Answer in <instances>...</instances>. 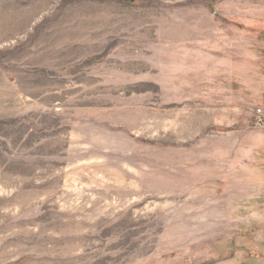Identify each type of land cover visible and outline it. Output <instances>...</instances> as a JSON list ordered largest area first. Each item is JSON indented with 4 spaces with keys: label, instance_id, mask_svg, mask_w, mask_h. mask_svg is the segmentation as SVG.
Instances as JSON below:
<instances>
[{
    "label": "rangeland",
    "instance_id": "rangeland-1",
    "mask_svg": "<svg viewBox=\"0 0 264 264\" xmlns=\"http://www.w3.org/2000/svg\"><path fill=\"white\" fill-rule=\"evenodd\" d=\"M0 264H264V0H0Z\"/></svg>",
    "mask_w": 264,
    "mask_h": 264
}]
</instances>
